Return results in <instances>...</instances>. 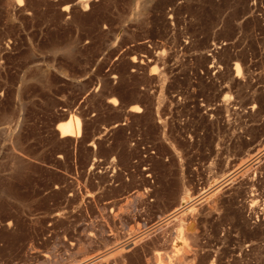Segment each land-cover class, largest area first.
Returning <instances> with one entry per match:
<instances>
[{"label":"rangeland","instance_id":"1","mask_svg":"<svg viewBox=\"0 0 264 264\" xmlns=\"http://www.w3.org/2000/svg\"><path fill=\"white\" fill-rule=\"evenodd\" d=\"M82 1L0 0V264H264V0Z\"/></svg>","mask_w":264,"mask_h":264},{"label":"bare ground","instance_id":"2","mask_svg":"<svg viewBox=\"0 0 264 264\" xmlns=\"http://www.w3.org/2000/svg\"><path fill=\"white\" fill-rule=\"evenodd\" d=\"M82 2H86V0L85 1H82ZM88 2V1H87ZM86 2V3H87ZM117 101H115V100H113V101H111V103L112 104H117L116 103ZM139 110V108H132L131 109V112H133V113H137L138 114V111ZM58 130L60 131V135H61V137H69V136H73V137H79L80 136V133H81V121L78 119V118H76V117H71L70 118V120L68 121V123H66V124H63V125H60L59 127H58ZM217 189V188H216ZM186 208V207H185ZM192 208V207H191ZM191 208H186L185 210H187V211H189ZM184 209V208H183ZM183 209H182V211H183ZM184 210V211H185ZM180 211V210H179ZM178 211V212H179ZM177 212V213H178ZM181 212H179V214H180ZM176 214V213H175ZM175 214H173V215H175Z\"/></svg>","mask_w":264,"mask_h":264}]
</instances>
